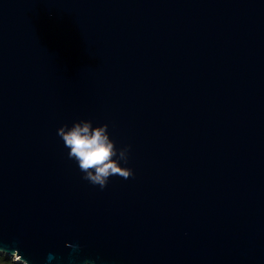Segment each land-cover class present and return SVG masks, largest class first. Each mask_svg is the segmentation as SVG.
I'll use <instances>...</instances> for the list:
<instances>
[{
    "label": "water",
    "instance_id": "1",
    "mask_svg": "<svg viewBox=\"0 0 264 264\" xmlns=\"http://www.w3.org/2000/svg\"><path fill=\"white\" fill-rule=\"evenodd\" d=\"M82 119L133 177L81 178L57 130ZM0 241L30 264H264V0H0Z\"/></svg>",
    "mask_w": 264,
    "mask_h": 264
},
{
    "label": "clouds",
    "instance_id": "2",
    "mask_svg": "<svg viewBox=\"0 0 264 264\" xmlns=\"http://www.w3.org/2000/svg\"><path fill=\"white\" fill-rule=\"evenodd\" d=\"M57 135L62 139L64 147L69 149L68 159L78 165L82 179L93 186H99L103 190L112 176H120L129 179L134 176L130 167H122L121 162L127 165L129 162L130 146L117 148L115 141L110 138L108 124L93 127L91 120L74 121L71 126L64 124L57 130ZM66 247L74 251L79 250L78 245L66 244ZM9 256V248L0 241V264H30L28 259L19 254L18 249H12ZM54 259L49 254L48 260ZM82 264H95V261L84 260Z\"/></svg>",
    "mask_w": 264,
    "mask_h": 264
},
{
    "label": "trees",
    "instance_id": "3",
    "mask_svg": "<svg viewBox=\"0 0 264 264\" xmlns=\"http://www.w3.org/2000/svg\"><path fill=\"white\" fill-rule=\"evenodd\" d=\"M6 259H9V258L6 257Z\"/></svg>",
    "mask_w": 264,
    "mask_h": 264
},
{
    "label": "rangeland",
    "instance_id": "4",
    "mask_svg": "<svg viewBox=\"0 0 264 264\" xmlns=\"http://www.w3.org/2000/svg\"><path fill=\"white\" fill-rule=\"evenodd\" d=\"M10 259V258H9Z\"/></svg>",
    "mask_w": 264,
    "mask_h": 264
}]
</instances>
